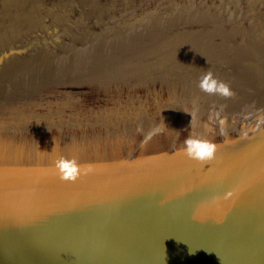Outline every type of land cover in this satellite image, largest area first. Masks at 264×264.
Masks as SVG:
<instances>
[{
	"label": "water",
	"instance_id": "obj_1",
	"mask_svg": "<svg viewBox=\"0 0 264 264\" xmlns=\"http://www.w3.org/2000/svg\"><path fill=\"white\" fill-rule=\"evenodd\" d=\"M0 264H264V0H0Z\"/></svg>",
	"mask_w": 264,
	"mask_h": 264
},
{
	"label": "clouds",
	"instance_id": "obj_2",
	"mask_svg": "<svg viewBox=\"0 0 264 264\" xmlns=\"http://www.w3.org/2000/svg\"><path fill=\"white\" fill-rule=\"evenodd\" d=\"M197 87L207 95H219L223 98H231L234 95L230 84L219 79L211 69H205L197 82ZM216 150L215 143L192 135L184 140L182 148L189 159L200 163L211 162L215 158ZM54 167L60 179L68 182H75L82 171V166L75 157L60 156L54 161ZM189 254L194 255L195 252L189 250Z\"/></svg>",
	"mask_w": 264,
	"mask_h": 264
}]
</instances>
